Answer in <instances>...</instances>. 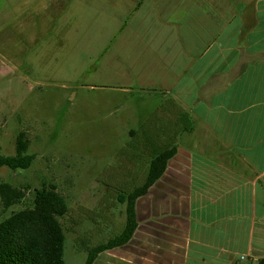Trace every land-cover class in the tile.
I'll list each match as a JSON object with an SVG mask.
<instances>
[{"label": "crops", "instance_id": "crops-1", "mask_svg": "<svg viewBox=\"0 0 264 264\" xmlns=\"http://www.w3.org/2000/svg\"><path fill=\"white\" fill-rule=\"evenodd\" d=\"M111 68L164 96L152 139L176 146L136 201L133 263L264 258V0H0L3 81Z\"/></svg>", "mask_w": 264, "mask_h": 264}, {"label": "rangeland", "instance_id": "rangeland-1", "mask_svg": "<svg viewBox=\"0 0 264 264\" xmlns=\"http://www.w3.org/2000/svg\"><path fill=\"white\" fill-rule=\"evenodd\" d=\"M112 68L109 75L81 77L69 86L61 77H40V83L19 75L0 79V155L14 156L22 133L27 154L34 156L26 170L0 168V183L24 192L10 208L0 201V221L30 208L35 189L54 186L68 207L58 219L65 234V264H84L85 249L121 232L125 205L118 203L117 194L142 183L147 157L149 161L165 145L154 141L151 132L164 96L128 86ZM133 242L99 254L93 264H134ZM238 264L256 262L248 256Z\"/></svg>", "mask_w": 264, "mask_h": 264}, {"label": "trees", "instance_id": "trees-1", "mask_svg": "<svg viewBox=\"0 0 264 264\" xmlns=\"http://www.w3.org/2000/svg\"><path fill=\"white\" fill-rule=\"evenodd\" d=\"M131 137L134 133L130 132ZM164 149L154 153L148 161L146 149V173L139 186L117 194V201L125 205V221L121 232L104 243L85 249L84 264H93L103 252L117 249L128 244L138 226L135 204L144 197L149 188L163 175L167 162L176 152L175 142L160 141ZM137 143V142H136ZM28 144L22 133L16 139L14 156L0 155V168L26 170L34 156L27 154ZM135 149V146H134ZM24 192L8 183H0V201L5 209L18 204ZM68 211L64 198L54 186H42L32 191L31 207L11 213L0 221V264H65L63 259L65 234L59 218ZM256 264H264V258Z\"/></svg>", "mask_w": 264, "mask_h": 264}]
</instances>
